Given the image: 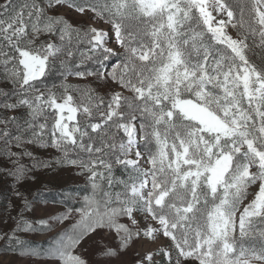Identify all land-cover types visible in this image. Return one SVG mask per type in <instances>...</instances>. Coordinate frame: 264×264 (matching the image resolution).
Masks as SVG:
<instances>
[{
	"label": "snow or ice",
	"instance_id": "1",
	"mask_svg": "<svg viewBox=\"0 0 264 264\" xmlns=\"http://www.w3.org/2000/svg\"><path fill=\"white\" fill-rule=\"evenodd\" d=\"M0 85V174L28 156L88 185L45 249L15 233L52 225L18 213L22 255L89 264L99 236L94 264L137 242L134 264H264V0H0Z\"/></svg>",
	"mask_w": 264,
	"mask_h": 264
},
{
	"label": "rangeland",
	"instance_id": "2",
	"mask_svg": "<svg viewBox=\"0 0 264 264\" xmlns=\"http://www.w3.org/2000/svg\"><path fill=\"white\" fill-rule=\"evenodd\" d=\"M56 12L57 14L65 13L67 18L73 22L81 19L74 14H67L64 8H58ZM98 26L107 29V26L102 22ZM232 34L234 35V33ZM110 46L114 47L115 45L113 43ZM62 79L60 73L55 72L50 75L48 83L58 85ZM65 82L82 87H97L91 77L81 80L75 76H69ZM28 150L32 152L36 160L41 162L52 161L58 155L53 149L40 148L39 146L30 147ZM20 162L31 169L26 180L17 184L11 177L0 174V264H49L46 257L22 255L19 247L14 242H10L6 234H12L13 229L16 228L15 218H17L18 213H22L27 221L45 220L52 225V228L50 231H18L15 233L16 237L32 248L45 249L49 247L53 242L51 238L62 228L74 223L78 217L74 215L73 218L63 224L53 218L69 207H80V197L85 194L88 185L84 182V177L77 175L74 169L59 167L55 164L48 168L33 167L35 161L28 156L23 157ZM4 167H11V165L4 157H0V168ZM116 174L120 175L119 172ZM17 189L30 202L31 206L28 210H24L22 201L15 196ZM35 226L39 227V225ZM107 242L115 245V241L112 239L107 240ZM98 243H101L100 237L95 236L86 239L79 249L89 260V264L104 259L96 251ZM138 247L139 242L133 244L127 251L111 258L110 264H134V253Z\"/></svg>",
	"mask_w": 264,
	"mask_h": 264
},
{
	"label": "trees",
	"instance_id": "3",
	"mask_svg": "<svg viewBox=\"0 0 264 264\" xmlns=\"http://www.w3.org/2000/svg\"><path fill=\"white\" fill-rule=\"evenodd\" d=\"M119 175V174H118Z\"/></svg>",
	"mask_w": 264,
	"mask_h": 264
}]
</instances>
